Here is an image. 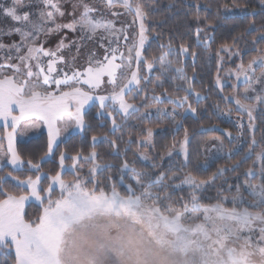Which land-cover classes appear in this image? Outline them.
Instances as JSON below:
<instances>
[{"label": "snow or ice", "instance_id": "6c2138e0", "mask_svg": "<svg viewBox=\"0 0 264 264\" xmlns=\"http://www.w3.org/2000/svg\"><path fill=\"white\" fill-rule=\"evenodd\" d=\"M69 2L71 12L67 10ZM261 4L264 8V0ZM222 8L229 10L228 5ZM148 16L144 0L0 2V17L12 22L6 30L0 29V264H43L47 243L58 221L69 211L86 206L96 188L110 189L111 198L118 199V185L129 193L145 189L148 194L163 190L171 195L187 189L186 196L175 195V202L185 209V215L212 228L218 239L247 235L264 242V46H260L264 44V25L256 29L259 35L245 41V48L238 46L244 38L241 34L213 50L215 35L207 32V27L213 25L200 27L198 11L193 17L197 46L203 47L209 59L216 62L214 83L221 99L235 106L225 111L238 114L233 122L237 133L230 129L223 132L230 142L241 141L236 147V152L241 153L238 161L201 177L192 170L183 171L191 163L192 133L178 116L197 114L190 97L197 101L204 97L195 88V70L189 76L186 63L177 58L191 56L195 69L199 53L190 51L189 45L176 46L173 35L165 42L164 34L149 26ZM249 26L254 27V22L250 21ZM69 33L77 34V38L69 39ZM4 36L19 39L5 44ZM156 41L159 43L153 51ZM87 43L95 47L81 63ZM249 51L255 54L245 61L244 54ZM225 63L235 65L227 70L228 76L235 78L234 90L228 95L223 94L225 83L220 77ZM241 83L243 88L239 87ZM150 84L152 87L148 88ZM165 84L171 85L172 90ZM153 108L157 126L171 121L176 133L183 128V138L177 140L173 136L171 144L163 145L164 153L157 154L161 161L165 156L179 155L182 168L172 171L169 167L165 171L161 170L162 163L153 162L152 170H142L124 159L116 173L107 172L117 166L100 161L96 144L101 139L108 141L113 155H121V142L128 146L125 156L134 142L156 148V127L149 126ZM90 116L106 119L110 131H120V135L115 139L92 135L88 153L82 149L72 153L59 151L60 170L54 174L33 159H24L19 145L30 143V138H21L30 133H39L43 138L46 130L45 151L40 159L56 156L60 144L67 143L74 134L87 136L92 128ZM130 123L140 131L125 141L121 130ZM209 144L217 154L223 148L220 136L208 137L200 142V147L211 152ZM136 151L143 159H149L146 151ZM209 159L204 161L205 167L209 166ZM68 160L70 164L66 163ZM249 160L251 164L238 172ZM8 166L12 171L3 172ZM25 171L34 175L13 174ZM62 173H70L71 179ZM257 176L259 179L255 180ZM217 180L221 181L219 186ZM209 188H216L215 196L206 195ZM33 200L39 212L29 219L27 205Z\"/></svg>", "mask_w": 264, "mask_h": 264}, {"label": "rangeland", "instance_id": "374dc122", "mask_svg": "<svg viewBox=\"0 0 264 264\" xmlns=\"http://www.w3.org/2000/svg\"><path fill=\"white\" fill-rule=\"evenodd\" d=\"M67 10L71 12L70 2ZM119 26L118 22L117 27ZM68 35L69 39L77 38V34L69 33ZM94 47L95 44L87 43V46L82 49L81 63ZM234 66L225 63L224 70L220 73L221 80L225 83L224 95L234 90L232 85L235 83V78H230L227 71ZM239 87L243 88V83ZM152 119L155 120L154 108ZM100 121L102 125L109 127V135L113 136L112 139L120 135V131L116 133L110 131L111 125L106 119L102 118ZM234 121L232 119V122ZM149 126L154 127L151 123ZM132 127L130 123L128 127L121 130L125 141L129 135L136 136L137 133H133L135 130L131 129ZM38 134L30 133L29 137H23L21 140L36 137ZM101 141L108 143L103 139ZM131 145H133L132 150L137 163L127 160L130 163L134 162L136 168L152 170L153 162L162 163L160 159L149 155L148 148L137 143ZM126 147L128 146L124 143L121 155L117 157L116 162L108 163L117 167L109 168L107 172L116 173L114 170H117L122 160L129 155V153L126 157L123 155ZM138 148L140 151H146L149 159L140 157L136 151ZM209 148L212 151H206L203 155L201 168L205 167L204 161L207 158L211 157L210 164L213 158L225 153V148H222L218 154L216 149L211 146ZM173 158H168L170 159L168 165L161 170L166 171L170 167L172 171H178L179 165L177 166ZM68 163L70 164L71 161ZM66 174V179H71V174ZM85 174H87V167H85ZM258 179L257 176L255 180ZM89 188L91 189V185ZM116 191L119 198L112 199L110 189L96 188L86 206L66 213L50 235L43 264H80L81 256L86 258V264H126V260L137 246L143 247L150 254L158 252L157 264H264V242H258L257 238L250 239L247 235L218 239L212 228L202 220L185 215V209L180 205H174V198L163 190H158V194L155 191L153 194H148L145 189H137L134 193H129L124 187L118 185Z\"/></svg>", "mask_w": 264, "mask_h": 264}, {"label": "trees", "instance_id": "16d2710c", "mask_svg": "<svg viewBox=\"0 0 264 264\" xmlns=\"http://www.w3.org/2000/svg\"><path fill=\"white\" fill-rule=\"evenodd\" d=\"M145 5L147 6V11L149 13L148 20L149 26L154 28L156 32H162L164 34V40L167 42V37L169 35L174 36L173 43L176 46L180 44L189 45L190 51H195L199 53L198 58L195 60V69H193L192 57L188 56L187 58L180 55L177 58L186 63L188 75L191 76L193 70L196 72V77L194 80L195 88L197 91H200L204 99L197 101L194 96L190 97V101L193 107L198 109V113L193 114H184L183 116H178V119L183 121L184 127H186L190 133H192V156L191 163L187 168H183V171L192 170L195 174L206 177L212 172H215L218 167L221 166H231L233 163L238 161L241 158V153L236 152V147L241 143L236 139H232L231 142L228 137L223 133V129H230L233 134L237 133L236 127H234L232 119L236 120L237 113L233 110L231 115H229L225 110L232 108L234 109L233 104L221 99V95L218 92L214 81L216 77V62L209 59V53L205 52L203 47H198L195 40L194 30L197 27L194 20V16L199 12L201 17L200 27L205 28L207 25L211 24L213 27H207V32L209 35H215V41L212 44V49L215 50L224 42L231 43L232 38L244 34L243 40H240L238 46L240 48H245V41L251 40L252 36H257L259 33L256 31L257 28H261L264 25V8H262L261 0H198L199 7L197 8V0H144ZM222 5H228L229 10L225 11L222 8ZM237 6V7H234ZM255 12L253 15L252 13ZM3 20L8 21V19L3 18ZM3 22L0 24V29H7L11 23ZM254 22V27L249 26V22ZM19 38V37H18ZM5 43V42H4ZM158 41L153 42L152 50L155 51L156 44ZM10 44V43H5ZM260 46H264L261 44ZM247 47L251 49L252 45L248 44ZM252 51L246 52L244 54V59H247L254 55ZM238 63V61H237ZM155 75V74H153ZM152 85H148V88H151ZM227 87V86H226ZM165 88L171 89V85L165 84ZM183 95V92L180 93ZM218 105V107H217ZM170 107V106H169ZM95 110L93 109V112ZM259 116V111H257ZM92 124V128L88 131L87 136L82 138L79 133L74 134L67 143H61L59 149L57 150L56 156H50L49 158L40 159L44 155L45 151V140L46 134L43 138L39 136L30 138V143L24 144L20 143L19 147L21 149L22 155L25 160L28 158L33 159L34 162H39L42 168L45 171L52 170V174L55 171L60 170L57 157L58 153L61 150H67L69 153L74 152L75 150L82 149L85 153H88L91 150L90 137L92 135H105L113 138L112 135H109V127L101 124V119H96L94 116L89 117ZM246 119V118H245ZM151 124L154 127L159 128L156 130L155 140L156 148L154 150L148 149L149 155L155 159H160V156L157 155L163 154L165 149L164 144H171L173 136H176L177 140L183 138V128L180 129L179 133H176L171 126V121H166L165 124L157 126V122L152 119ZM213 131L206 132L202 131V128H213ZM131 129L135 130L133 133H138L140 129L132 127ZM163 129V131H161ZM259 134V133H258ZM210 136H220L223 140V148H225V153L218 155L216 158H213L208 167L201 168V160L203 155L206 154V151L200 147V142L207 140ZM123 142L119 144L120 152L123 147ZM135 144V142L133 143ZM127 151L129 155L126 159H129L137 163V158L132 150ZM212 145L209 144L208 147ZM96 150L100 154L99 159L102 163H111L118 160L117 157L120 155H113L111 145L107 142L99 141L96 144ZM231 150V151H230ZM176 160L178 166V171L183 166V161L180 157L173 156ZM172 159V160H173ZM115 160V161H113ZM167 156L162 160L163 169L168 165ZM67 163L70 160L66 161ZM133 162V163H134ZM251 164V160L243 163L241 168L238 169V172H242L246 167ZM12 171L11 167H5L3 172ZM114 171H117L116 169ZM3 173L0 172V175ZM14 175L25 176L28 174L25 172H14ZM66 178L67 174L62 173ZM232 175V173H228ZM243 177H241V181ZM232 183H237L238 181L232 180ZM10 184L14 185V181H9ZM44 186L47 185L48 181H43ZM221 183L220 180L216 181L217 186ZM19 190V189H16ZM216 188H209L206 195L215 196ZM175 195H187V189L183 192H176L170 196L174 198V205H180L175 202ZM27 212L29 219L39 212V206L37 203L30 201L27 205Z\"/></svg>", "mask_w": 264, "mask_h": 264}, {"label": "clouds", "instance_id": "9594fccd", "mask_svg": "<svg viewBox=\"0 0 264 264\" xmlns=\"http://www.w3.org/2000/svg\"><path fill=\"white\" fill-rule=\"evenodd\" d=\"M158 252L148 253L143 247L137 246L126 260V264H157L156 256ZM80 264H86V258L80 257Z\"/></svg>", "mask_w": 264, "mask_h": 264}, {"label": "flooded vegetation", "instance_id": "af4514ba", "mask_svg": "<svg viewBox=\"0 0 264 264\" xmlns=\"http://www.w3.org/2000/svg\"><path fill=\"white\" fill-rule=\"evenodd\" d=\"M0 2H7V0H0ZM5 20H3L2 17H0V24H2ZM5 22H10L12 24V22L10 20L5 21ZM18 36H12V37H8V36H4L2 38V41H5L6 43H11L13 40H18Z\"/></svg>", "mask_w": 264, "mask_h": 264}, {"label": "crops", "instance_id": "0c3cea01", "mask_svg": "<svg viewBox=\"0 0 264 264\" xmlns=\"http://www.w3.org/2000/svg\"><path fill=\"white\" fill-rule=\"evenodd\" d=\"M34 202V201H33ZM36 203V202H35Z\"/></svg>", "mask_w": 264, "mask_h": 264}]
</instances>
